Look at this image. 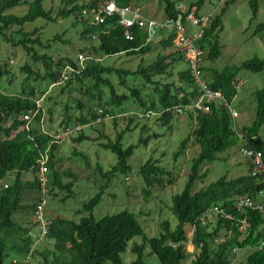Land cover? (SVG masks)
Wrapping results in <instances>:
<instances>
[{
	"label": "trees",
	"instance_id": "obj_1",
	"mask_svg": "<svg viewBox=\"0 0 264 264\" xmlns=\"http://www.w3.org/2000/svg\"><path fill=\"white\" fill-rule=\"evenodd\" d=\"M44 1L0 0V39L20 48L30 57V61L20 68L25 78L20 83L19 92H4L0 86V264H32L31 261L34 264H124V254L132 241L131 251L136 255L132 264H147L145 251L148 248L149 254L157 256L161 264H231L233 253L243 249H249L251 252L242 264H264V251L258 249L264 241V212L251 208L244 211L234 209L237 196L256 197L260 190H264V184L258 182L262 179L259 177L261 175H252L251 162L247 173L237 177L225 174L199 190L195 188L197 182L208 177L209 171L207 169L203 172V167L221 159L220 154L239 144L238 134L245 136L248 144L262 154L264 161V141L261 136L264 127V86L254 94L256 112L253 122L243 126L241 130H238L236 123L234 129V119L229 109L216 102L210 104L209 111L193 112L188 108L198 99L200 92L189 67L174 72L176 65L187 62L183 53L178 51L166 55V52L175 46L174 34L147 43L145 30L138 28L135 30V39L129 41L125 37V29L118 25L117 16L108 18L103 25H95L90 18L83 16V9H89L95 1L84 3L81 0H67L68 4L55 16L52 9L44 6ZM134 1L116 0L120 7L130 6ZM205 1L197 0L191 3L189 8L196 7L199 14ZM159 2L164 5L165 18L174 17L179 12L174 0ZM235 2L236 0H227L221 12L213 16L204 28L203 38L197 42L205 51L203 60L213 61L220 58L222 19L226 8ZM259 2L260 0H250L253 13L251 23L257 19ZM25 5H28L25 14L12 12L15 8ZM71 17L76 20V25H81L78 32L80 40H88L91 45L77 52L88 56L84 69L64 84L67 83V86L78 84L79 91L88 97L89 103L76 100L74 107L68 104L65 106L61 122L63 128L60 133L66 127L74 129L81 125L83 128L75 131L74 134L79 136L73 135L75 136L73 141L83 142L90 138L85 135L84 127L96 123L98 109H103L104 113L121 116L128 114L131 103L137 102L147 114L159 115L157 121L162 124L169 125L176 115H187L192 122V133L181 142L179 151L175 153V157L178 158L191 144L199 149L197 156L192 159L184 190L171 198L170 210L177 223L172 226L170 220L163 221L161 231L154 237L146 234L138 216L129 210L100 219L95 218L93 210L102 201L104 189L78 210L80 214L89 213L79 220L61 217L53 213L49 206L51 199H58L61 192L66 191L67 197L73 193L74 183L64 182L63 176L71 179L76 177L70 169L61 170L63 161L58 157L61 142L54 141L60 133L53 135L49 131L51 128L44 129L43 109L40 108L30 123L25 121L24 117L36 112L37 101L47 93V89L39 90V86L34 84L38 80L41 82L49 80V86L57 85L61 68L68 64L78 68V62L76 55L74 57L66 55L55 61L51 55L41 54L38 51L39 47L49 46L44 44L41 34V29L47 24L37 25L32 31H26L25 26L35 23L38 19L51 23ZM261 33H264V22L257 24L254 35ZM52 40L61 41L67 46L72 42L63 39L61 35H56ZM154 47L159 49L155 59L148 63L142 58L136 70L106 65L104 59L100 60L102 57L121 54L143 57L153 52ZM40 65L43 66V70L40 69ZM8 67L7 62L0 66V79L12 76V79L7 80L12 84L16 75L10 73ZM200 69L204 75L208 70L207 75L210 78L206 79L205 75V79L209 86L221 90L231 104L242 88V86L238 88L242 80L240 73L243 70L262 72L264 58L254 57L240 65L226 66L222 70L209 69L203 66L202 62ZM111 75H116L119 79L118 88L111 80ZM142 81L145 84L140 83ZM149 86L153 88L154 93L146 95L145 88ZM75 89L78 90L77 87ZM119 89L122 91L119 92ZM175 107L185 109V113L178 114L174 111ZM75 111L78 113H73ZM133 118L135 117H128L131 126L134 125ZM130 125L118 135L116 141L108 140L103 143L118 157L116 165L110 170H104L101 165H97V170L107 185L114 176L118 174L127 176L132 172L130 159L140 144L124 146V133L130 129ZM145 130L146 127L142 126L141 132ZM150 138L151 136L142 137L140 141L147 145ZM45 153L49 158V172L46 191H43L38 178V161ZM73 154L86 159V163L89 162L87 156L79 150H74ZM29 173H33L35 177L28 179ZM139 173L144 182L143 194L146 200L152 189L163 187L166 183L172 185L176 179L159 160L152 158L140 166ZM2 183H6L8 187L4 188ZM42 204L43 220L48 223V231L44 237L40 229L42 222L35 221L39 206ZM214 206L225 208L226 211L233 213L235 219L221 218L215 227L203 226L201 217ZM242 219L249 223L243 232L239 231V220ZM37 231L39 233L35 234ZM136 237H141L142 242L134 241ZM222 237L224 240H221ZM46 241L52 244V248L41 249L40 246ZM191 243L197 248L193 258L187 250Z\"/></svg>",
	"mask_w": 264,
	"mask_h": 264
},
{
	"label": "rangeland",
	"instance_id": "obj_2",
	"mask_svg": "<svg viewBox=\"0 0 264 264\" xmlns=\"http://www.w3.org/2000/svg\"><path fill=\"white\" fill-rule=\"evenodd\" d=\"M29 1L32 2L33 0ZM174 1L177 7L180 5L188 9L190 4L197 0ZM226 1L206 0L199 13L211 19L221 12ZM67 4V0L44 1V6L47 9H52L54 16ZM132 5L141 8L143 15L147 18L159 21L165 18L164 5L159 0H135ZM27 10L28 5H25L15 8L12 12L23 15ZM252 16L250 0H236L235 3L226 8L222 19L223 30L220 32L222 54L220 58L213 61L203 60V66L209 69L222 70L226 66L240 65L254 57L264 58V33L254 35L257 24L264 22V0H260L259 2L258 16L253 23H251ZM75 21L72 17L65 20L58 19L56 22L51 23L46 22L44 19H38L35 23L26 25L25 30L32 31L37 25L47 24L46 27L41 29V34L44 44H48L49 46L39 47L38 51L41 54H49L55 61H58L66 55H70L71 57L77 56V52L80 49L91 45L88 40H80L78 32L81 25H76L77 22ZM187 28L191 34L201 29L190 24L187 25ZM56 35H61L65 40H71V44L67 46L61 41H53L52 39ZM158 52L159 49L154 47L153 52L143 57L122 54L108 58L102 57L100 60L104 59L103 61L106 65L136 70L142 58L149 63L155 59ZM28 61H30V57L27 56L26 52L0 39V66L7 62L10 73L16 75L12 84L7 81L8 79H12V76H4L0 79V86L4 92L15 93L20 91V83L25 78L20 72V68ZM188 67V63H182L181 66L178 65V68H174V72L177 73L181 68L186 69ZM40 69L43 70V66L40 65ZM207 73H209L208 70H206L205 75ZM240 77L243 81L241 91L231 102V106L236 108L240 113V117L237 118L236 122L238 130H241L245 125H250L254 120L256 112L254 94L264 86V70L259 73L243 70L240 73ZM110 78L118 88L120 85L118 84L119 79L117 76L111 75ZM209 78L210 76L207 75L206 79L209 80ZM175 79L177 80V74ZM140 83L145 84L144 81ZM49 84V80L44 82L38 80L34 85L39 86V90L47 89L45 96H42L37 103L43 109L44 129L51 128L49 131L53 135H56L63 128L61 127V122L64 118L65 106L68 104L74 107L76 100H82L87 104L89 100L86 95L79 91L78 84L73 83L70 86H67V83L52 86H49ZM76 87L78 90L75 89ZM149 87L145 88L144 94L154 93L153 88ZM118 91L121 92L122 89ZM73 113L78 112L75 111ZM127 113V115L116 116L114 120L86 126L84 133L90 138L83 142L75 143L73 137L79 136V134H74L75 136H69L60 143L58 157L63 161L61 170L70 169L76 177V179H71L64 175L63 180L64 182L72 181L75 186L70 197H67V192L63 191L59 194L60 197L58 199H51L52 206H49L52 208L53 213L61 217L79 220L83 216H88L89 213L83 212V214H80L78 210H81L85 202L104 189L102 201L93 210L95 218L100 219L123 210H129L138 216L146 234L149 237H154L161 231L160 226L163 221L170 220L172 226H175L177 223L176 218L170 210V206L172 205L171 198L173 195L180 194L184 190L188 181V175L190 174L192 159L197 156L199 149L196 145L191 144L185 153L181 154L178 158L175 157V153L180 149L181 142L192 133L193 125L187 115H176L169 125L162 124L157 121L159 115L155 113L147 114V112L142 111L138 102L131 103ZM132 116L135 118H133L134 125L131 126L128 117ZM128 125L131 127L124 133V146L140 144L130 159V164L133 167L132 172L127 176L124 174L114 176L107 185V182L98 172L97 165H101L104 170H110L116 165L118 157L106 148L103 143L108 142V140L116 141L118 135L127 129ZM142 126L146 127L145 132H141ZM147 136H151V138L148 144L144 145L140 139ZM261 136L264 141V127ZM243 144V141L240 139L238 145L219 155L221 159L204 166L202 171L204 172L208 169V177L204 181L197 182L195 188L199 190L225 174L229 175V177H237L247 173L250 161L247 158L245 159V155L241 152ZM76 149L87 156L88 163H86L87 161L83 157L73 154V151ZM150 158L159 160L160 164L170 170L176 179L172 185L166 183L163 187L152 189V193L148 196V200H146L143 194L144 182L139 171L140 166ZM34 177L33 173L27 175L28 179H33ZM37 233L39 232H35V234ZM134 241L140 243L142 242V238L136 237ZM132 242L129 244L128 251L124 254V264H132L136 259V255L131 251ZM40 248H52V244L46 241ZM187 250L192 254L191 258H193L197 248L195 244L191 243L187 246ZM250 252L251 250L249 249H243L238 250L237 253H233L231 264H242ZM10 260L8 259V261ZM145 261L147 264H161L157 256L149 254V248L145 251ZM35 262L37 263V261ZM31 263L34 264L33 261Z\"/></svg>",
	"mask_w": 264,
	"mask_h": 264
},
{
	"label": "built area",
	"instance_id": "obj_3",
	"mask_svg": "<svg viewBox=\"0 0 264 264\" xmlns=\"http://www.w3.org/2000/svg\"><path fill=\"white\" fill-rule=\"evenodd\" d=\"M95 1L89 9H83L82 14L86 18H90L91 22L95 25H103L108 18L117 16L118 25L125 29V37L127 40L132 41L135 39V30L143 29L147 34V43L167 37V35H175V45L180 48L184 55L186 56L187 62L189 63V68L195 83L199 87L200 95L191 105L188 107L193 112L204 110H210V104L213 102L218 103L220 106L229 109L234 122L233 127L236 129V119L239 117V112L236 108L232 107L228 102L221 90H215L211 88L204 77V74L200 67L202 66L204 49L200 48L197 42L203 38L204 28L209 24L210 18L204 17L198 14L196 7L191 9H185L183 6H178L179 12L176 16L165 18L161 21L147 18L143 15L141 8L134 7L133 5L120 7L116 0H88L87 3ZM192 25L200 27V31L194 34L189 33L187 25ZM95 38V37H94ZM76 62H78V68L74 67L72 64H68L61 68V76L58 84H63L67 82L76 74H79L84 69V63L88 60V56L84 53H79L76 56ZM80 67V68H79ZM242 80L240 85L242 86ZM41 106L38 104L36 112L24 117L25 121L29 123L39 112ZM178 114L183 115L185 109L174 108ZM104 114V115H103ZM142 116V115H141ZM116 116L104 113L103 109H98V118L96 123H102L107 120H113ZM83 126L78 125L76 128L66 127L59 135L54 138L55 142H62L69 136H73L75 131L82 130ZM240 139L243 141V146L241 147L242 154L249 158L252 165V175L262 177L259 183L264 184V161L262 159V154L252 148L245 136L238 134ZM48 155L47 153L41 155L39 159V171L38 178L42 184L43 191H46L45 187L48 183L47 173L48 169ZM4 188H7L6 183H2ZM43 205L39 206L37 211L36 222L41 221L40 229L42 231V237H44L48 231V223L43 220ZM247 208H251L255 211L264 212V190H260L256 197H251L248 195L237 196L234 202V209L237 211H244ZM234 220L233 213L228 212L225 208H220L214 206L209 208L201 217V224L203 226L209 225V227H215L218 224L219 219ZM240 226L239 231L243 232L247 229L249 223L246 219L239 220ZM194 232L191 233L193 235ZM231 233V231L229 232ZM224 237L221 238V240ZM258 249L264 251V241L260 244Z\"/></svg>",
	"mask_w": 264,
	"mask_h": 264
},
{
	"label": "crops",
	"instance_id": "obj_4",
	"mask_svg": "<svg viewBox=\"0 0 264 264\" xmlns=\"http://www.w3.org/2000/svg\"><path fill=\"white\" fill-rule=\"evenodd\" d=\"M81 1H83V0H81ZM85 2H88V0H85L84 1V3ZM199 15H201V16H203L202 14H200L199 13ZM204 17H207V16H204ZM199 32V31H198ZM190 33V32H189ZM194 33H197V32H192V34H194ZM178 51H181L182 53H183V51L180 49V48H178L176 45L174 46V47H172L171 49H169L167 52H166V55H169V54H171V53H176V52H178ZM122 55V54H121ZM183 55H184V53H183ZM176 58L178 57V55H174ZM184 57H185V59H186V56L184 55ZM143 61V60H142ZM186 61H187V59H186ZM182 63H188V62H181L179 65L181 66V64ZM189 64V63H188ZM176 67L178 68V65H176ZM180 70H182V68L180 69ZM238 111V110H237ZM113 115V114H112ZM125 115V114H124ZM127 115V114H126ZM118 116H120V115H118ZM239 117H240V113H239ZM116 118V117H115ZM114 118V119H115ZM113 119V120H114ZM85 128V127H84ZM245 159H246V157H245ZM248 161V160H247ZM249 165H250V163H249ZM248 169H249V167H248Z\"/></svg>",
	"mask_w": 264,
	"mask_h": 264
},
{
	"label": "clouds",
	"instance_id": "obj_5",
	"mask_svg": "<svg viewBox=\"0 0 264 264\" xmlns=\"http://www.w3.org/2000/svg\"><path fill=\"white\" fill-rule=\"evenodd\" d=\"M87 3V2H86ZM96 38H94V40H95ZM55 85V84H54ZM247 158V157H246ZM248 159V158H247ZM249 160V159H248Z\"/></svg>",
	"mask_w": 264,
	"mask_h": 264
}]
</instances>
